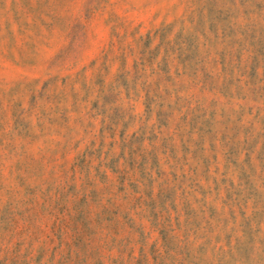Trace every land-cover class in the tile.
Here are the masks:
<instances>
[{
  "label": "rangeland",
  "instance_id": "374dc122",
  "mask_svg": "<svg viewBox=\"0 0 264 264\" xmlns=\"http://www.w3.org/2000/svg\"><path fill=\"white\" fill-rule=\"evenodd\" d=\"M0 264H264V0H0Z\"/></svg>",
  "mask_w": 264,
  "mask_h": 264
}]
</instances>
